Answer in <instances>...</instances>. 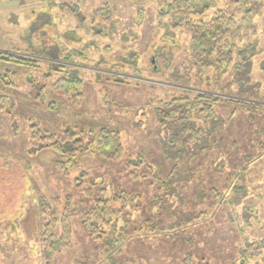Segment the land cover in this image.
I'll list each match as a JSON object with an SVG mask.
<instances>
[{
  "label": "rangeland",
  "instance_id": "rangeland-1",
  "mask_svg": "<svg viewBox=\"0 0 264 264\" xmlns=\"http://www.w3.org/2000/svg\"><path fill=\"white\" fill-rule=\"evenodd\" d=\"M62 5L78 8L81 18ZM179 7L194 23L211 22L220 11L239 21L250 15L236 45L255 48L251 79L260 101L241 98L236 86L226 96L174 82L193 61L191 34L171 15ZM100 9L105 17L97 16ZM63 47L84 58L62 62ZM0 52L26 56L37 66L16 68L11 81L17 88L0 93V264H43L37 248L45 201L59 220L57 235L67 238L55 264H112V258L117 264H264V251L247 246L264 242V0H0ZM233 66L221 75L223 84L233 80ZM62 77L80 79V90L56 89ZM201 93L222 99L215 108L219 124L207 145L181 153L176 141L184 122L158 119L165 104ZM236 102L258 109L249 112ZM33 126L49 134L117 131L124 156L108 162L81 153L66 174L56 163L70 159L33 141ZM177 153L185 154L179 163ZM175 164L176 177L187 179L164 195L159 180H168ZM243 168L247 197L227 205ZM98 194L121 198L112 210L122 214L103 235L105 243L122 227L132 231L120 244L109 242L114 249L108 254L72 214L91 209ZM189 213L206 219L181 224Z\"/></svg>",
  "mask_w": 264,
  "mask_h": 264
},
{
  "label": "trees",
  "instance_id": "trees-1",
  "mask_svg": "<svg viewBox=\"0 0 264 264\" xmlns=\"http://www.w3.org/2000/svg\"><path fill=\"white\" fill-rule=\"evenodd\" d=\"M61 7L63 9L68 7L69 12L77 18H81L82 14L78 8H71L68 5H62ZM96 14L99 17H105L107 11L106 9H100L96 11ZM171 15L175 18L181 19L180 25L188 30L192 39L191 52L193 61L191 67L187 69L186 74L181 75V73H176L173 76V80L176 84L186 88L196 89H201L203 86H206L209 92L214 93L217 91L226 96H232L235 93L233 92V88L236 86L238 88L236 94L241 98L260 101L259 98L261 94L259 93V88L252 84L251 79L253 68L252 59L255 56V48L250 44L244 45L243 47H238L236 45V42L244 37V32L248 29V25L251 22L250 15H245V17L239 21L234 15L220 11L211 22L199 21L198 23L184 19L183 16L186 15V13L183 12L181 7H179L178 10L176 8L171 9ZM60 52V59L64 63L73 62L72 59L75 56L84 58L82 54L70 51L65 47L60 48ZM235 54L239 58V61L234 64L233 61ZM232 66L234 73L233 80L223 84L221 75L227 73ZM34 67H37L35 62L26 56L24 57L19 54L0 52L1 95L5 96L4 94L9 90H15L17 88L13 81H11V78H14L15 76L17 77V70L14 71L16 68L31 70V68ZM194 69L196 70L195 78L190 75ZM61 72L64 73V71ZM82 84V81L78 78L69 79L62 77L56 82L55 87L67 94H76L78 90H80ZM0 98L3 99L0 100V108L3 109L2 102L4 101V98L1 96ZM222 102L221 98H218L213 94L201 93L194 97L191 95H184V97L174 99L171 103L165 104L166 109L162 112L163 118L161 119L159 117L158 123L166 125L167 120H171L174 123L182 125L184 122L186 126L181 128V132L177 137L180 139H177L176 141L178 148L181 149V153H183L187 147H190V149L195 148L197 151L202 144L207 145L208 137L216 130L219 123L217 125L215 124L217 115L215 113V108H217ZM236 104L240 106L241 109L246 108L249 112L256 108L258 109L256 106L247 104L243 105L240 102H236ZM162 114L160 113V115ZM201 119L207 121L210 126L203 128L205 122L201 121ZM223 123L224 121L221 124ZM32 129L33 141L42 143L44 148L52 149L55 153L59 154L60 159H70L65 161L67 163L63 160H59L56 163L58 168L60 167L61 169H64L66 174H68L67 165L71 164L73 159L81 153L98 155V157L108 162L119 161L124 156L125 149L122 137L117 131L102 129L97 133L94 131L69 129L60 134H49L42 132L37 126H33ZM201 136H204L205 138H201ZM179 144H181V146H179ZM32 146L39 149L37 143H33ZM192 153L195 152L192 151ZM179 154L180 153H177V156L174 157L176 163L182 161L185 156V154ZM170 157L171 156L168 155V158ZM141 164H143L142 161L139 165ZM177 170L178 167L177 164H175L172 172L169 174V178H167L168 180H159L156 175H153L155 179L159 180L160 186L158 188H160V191L166 188L164 195H166V193L167 195L175 193L174 189L170 190L169 188H172L176 181L187 179V177L184 176H179V178H177ZM134 175H136L134 178L136 180L140 178L148 179L147 174ZM154 186L156 188V184ZM106 190L103 189L101 193L104 194ZM87 191L89 192V190ZM247 193V176L246 170L244 169L243 172L240 171L237 176V183L234 184V187L232 188L233 196L229 201H226V204L232 206L239 205L242 200L247 197ZM112 198L108 196H99L98 194L95 205L91 209L87 211H75L72 213L73 216L80 219L84 226L88 228V232L90 228L91 231L89 234L92 236V239L99 242L100 246H102L101 249L103 251L105 250L107 254L111 253V249H114L113 247H110L111 245L109 242L120 244L132 233V231L126 230L122 227L120 230L123 233H119L121 235L117 234L113 238L114 240H109L105 243L103 235L106 233V230H111V226L119 220L118 216L122 214V210H112L113 203H117L121 198ZM40 206L42 209L47 210V212H45L46 215L42 218L43 231L41 233L37 252L40 255L43 264H55L54 260L56 256L67 245V238H65V234H62L61 236L57 235L56 230L59 220L54 214V209H52L46 201L41 202ZM47 215L49 217H47ZM202 219H206V214L197 215L196 213H189L184 218L185 222L181 221V224H190L201 221ZM175 225L173 227H175ZM96 229H98V231H96ZM152 230H155V228ZM247 246L250 252L260 253L264 251V242L247 244ZM111 261L112 264H117L113 258Z\"/></svg>",
  "mask_w": 264,
  "mask_h": 264
}]
</instances>
